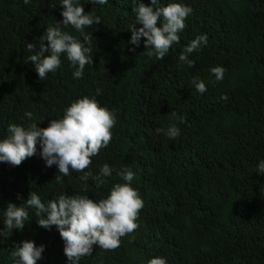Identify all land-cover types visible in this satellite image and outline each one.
<instances>
[{
	"label": "trees",
	"instance_id": "obj_1",
	"mask_svg": "<svg viewBox=\"0 0 264 264\" xmlns=\"http://www.w3.org/2000/svg\"><path fill=\"white\" fill-rule=\"evenodd\" d=\"M78 2L101 18L84 29L93 64L76 79L78 66L62 55L61 66L40 80L34 65L24 63L32 54L25 45H38L56 23L82 43L83 36L63 26L61 0H0V141L10 124L46 128L73 101L94 97L116 123L110 143L85 171L98 175L105 163L114 171L99 188L91 178L85 187L82 172L70 168L65 176L56 165L47 167L39 143L19 166L0 162V229L8 204H25L31 191L45 204L60 195L98 202L126 183L116 172L128 168L143 200L138 228L115 250L94 246L80 264H148L156 257L167 264H264V173L258 168L264 160V0H159L192 9L180 42L163 60L142 54L143 39L139 47L128 43L137 23L133 0ZM204 34L207 44L189 56L194 66L181 64L184 47ZM217 66L225 69L221 81L211 73ZM193 79L207 90L198 92ZM172 124L180 129L174 139L156 131ZM26 210L24 229L0 236V264H13L11 253L24 240L46 246L37 264H69L56 226L39 227L36 209Z\"/></svg>",
	"mask_w": 264,
	"mask_h": 264
},
{
	"label": "clouds",
	"instance_id": "obj_2",
	"mask_svg": "<svg viewBox=\"0 0 264 264\" xmlns=\"http://www.w3.org/2000/svg\"><path fill=\"white\" fill-rule=\"evenodd\" d=\"M27 4L29 0H24ZM90 3L104 5L108 0H89ZM63 10L62 24L64 27L71 25L83 36L84 42H80L72 35L61 30V24L55 27H47L45 33L39 37L36 43H27V51L32 53L24 61L31 62L40 80H45L49 73H54L61 66V56L77 70L73 73L76 79L82 78L86 65L93 64L91 58V37L85 34L84 29L93 24L99 25L101 18L91 12L86 13L83 4L78 0H61ZM132 11L136 15L137 23L130 25L132 33L128 43L140 46L144 40V55H155L158 60H163L166 53L174 43L180 42L179 32L185 28V20L191 14L192 9L181 3H169L167 6L159 5V0H151V6L143 3V0H133ZM163 18V23L158 22ZM136 25H142L137 28ZM47 41V43H45ZM206 34L197 36L184 47L179 61L181 64L194 66V61L189 59L190 54L198 51L206 45ZM133 52L135 48L131 49ZM211 73L217 81L224 77L223 67H213ZM192 83L198 92L204 93L206 85L203 80L193 79ZM100 90L97 89L99 94ZM227 99V96L221 97ZM25 115L33 118L32 112ZM183 119V118H182ZM116 123L114 113L105 107H101L93 97L85 96L73 101L64 110L60 119H52L49 126L40 128L35 123L27 128L10 124L7 128L9 135L0 141V162H7L12 166L21 163L34 156L39 143L42 159L47 167L56 165L59 173L69 175V169L82 172L80 180L86 182L91 178L96 182L97 188L106 183L104 177H109L114 171L105 163L98 175L91 171H85L92 163V157L97 156L102 148L108 146L112 139L111 129ZM158 133L168 138H176L180 129L172 124L169 127L158 128ZM259 172L264 173V160L260 161ZM126 183H116L106 198L98 202L88 196L60 195L45 204L40 196L31 191L25 204L17 206L9 203L5 211V227L0 229V236H6L13 229L23 230L29 219L27 208L36 209L37 224L41 228L51 229L56 226L64 241V254L69 264H80L83 257L91 255L94 246L103 250H115L121 244V237L134 232L138 228L136 220L139 211L143 208V200L138 192L131 186L135 173L128 168L116 172ZM18 199L22 196L18 195ZM46 214V215H42ZM45 245L37 246L35 241L24 240L22 244L15 246L11 253L13 264H37L45 251ZM148 264H167L163 257L152 258Z\"/></svg>",
	"mask_w": 264,
	"mask_h": 264
},
{
	"label": "bare ground",
	"instance_id": "obj_3",
	"mask_svg": "<svg viewBox=\"0 0 264 264\" xmlns=\"http://www.w3.org/2000/svg\"><path fill=\"white\" fill-rule=\"evenodd\" d=\"M202 18V17H201ZM156 141V140H155ZM186 169V168H185ZM190 169V168H189ZM193 169V168H192ZM202 170V169H201ZM178 187V186H177Z\"/></svg>",
	"mask_w": 264,
	"mask_h": 264
}]
</instances>
